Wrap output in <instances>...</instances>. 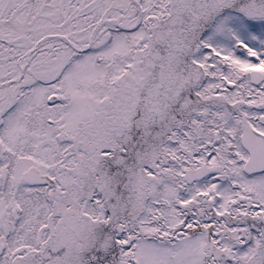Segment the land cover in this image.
I'll return each mask as SVG.
<instances>
[{"label": "snow or ice", "instance_id": "6c2138e0", "mask_svg": "<svg viewBox=\"0 0 264 264\" xmlns=\"http://www.w3.org/2000/svg\"><path fill=\"white\" fill-rule=\"evenodd\" d=\"M0 264H264V0H0Z\"/></svg>", "mask_w": 264, "mask_h": 264}]
</instances>
